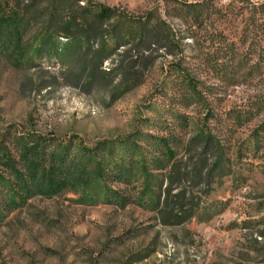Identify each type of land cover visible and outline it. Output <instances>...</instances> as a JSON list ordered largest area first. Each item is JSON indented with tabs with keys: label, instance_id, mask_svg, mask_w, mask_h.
Returning a JSON list of instances; mask_svg holds the SVG:
<instances>
[{
	"label": "rangeland",
	"instance_id": "1",
	"mask_svg": "<svg viewBox=\"0 0 264 264\" xmlns=\"http://www.w3.org/2000/svg\"><path fill=\"white\" fill-rule=\"evenodd\" d=\"M92 2L158 16L169 37L59 61L33 54L32 21L22 58L0 44V144L44 136L106 156L121 141L171 137L149 170L158 196L141 193L140 173L107 183L128 198L122 208L66 192L3 212L0 190V264H264V0ZM201 132L220 146L222 169Z\"/></svg>",
	"mask_w": 264,
	"mask_h": 264
},
{
	"label": "trees",
	"instance_id": "2",
	"mask_svg": "<svg viewBox=\"0 0 264 264\" xmlns=\"http://www.w3.org/2000/svg\"><path fill=\"white\" fill-rule=\"evenodd\" d=\"M25 1L19 8L11 5V0H0V44L20 58L27 52L21 42L34 20L39 21V27L32 38L33 54L37 56L45 48L59 61L74 57L99 59L117 40L141 42L158 33L169 37L166 23L155 15L133 17L92 0ZM32 10L36 11L28 17ZM58 37L65 42L60 43ZM148 137L144 147L127 140L121 141L120 150L109 146L106 156L97 148L73 152L69 144H55V140L44 136L21 138L11 146L0 144V190L9 199L3 204V212L34 196L52 198L66 192L79 193L81 201L90 205L122 208L128 198L107 183L130 185L137 173L144 176L141 193L158 196L154 190L161 183L149 170L161 167L174 140ZM198 137L217 155L216 168L222 169L220 146L210 134L201 132ZM152 202V206L157 204Z\"/></svg>",
	"mask_w": 264,
	"mask_h": 264
}]
</instances>
